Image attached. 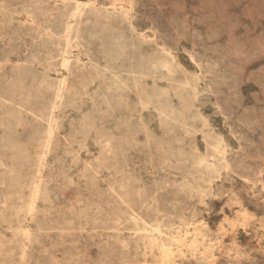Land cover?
<instances>
[{
    "label": "rangeland",
    "instance_id": "rangeland-1",
    "mask_svg": "<svg viewBox=\"0 0 264 264\" xmlns=\"http://www.w3.org/2000/svg\"><path fill=\"white\" fill-rule=\"evenodd\" d=\"M0 264H264V0H0Z\"/></svg>",
    "mask_w": 264,
    "mask_h": 264
},
{
    "label": "bare ground",
    "instance_id": "bare-ground-1",
    "mask_svg": "<svg viewBox=\"0 0 264 264\" xmlns=\"http://www.w3.org/2000/svg\"><path fill=\"white\" fill-rule=\"evenodd\" d=\"M66 2L68 4H75L77 2V0H66ZM68 35H70V33H68ZM74 37H77V33H74L73 35ZM173 65H174V60L172 58H165V57H161V58H150L148 60H146L145 62H138L137 65L132 68V70H130V73L133 74V77L132 79L134 80V83H137L138 81V77L140 76L141 78V75L145 76L147 74H150L152 73L153 71L155 72H158L160 75H163L164 73H171L173 72ZM111 70V69H110ZM108 71V70H107ZM111 73V72H110ZM157 73V74H158ZM152 76V75H151ZM148 77V76H147ZM153 77V76H152ZM156 77V76H155ZM143 79V78H141ZM139 79V81L141 80ZM117 80V79H116ZM118 81V80H117ZM118 83V82H117ZM120 83V82H119ZM126 84L127 85V80L124 79L122 83L120 84ZM114 84V83H113ZM112 85V83L110 81H106L105 82V86L106 88H110V86ZM84 84L81 85V87L79 86L78 88L74 89L71 93L74 94V95H78L79 93H82V90L84 88ZM113 86V85H112ZM68 89H69V84L68 82L66 81H61L59 82L58 86H57V97H62L64 95V93H67L68 92ZM196 86L193 85L192 83H190V81H185L184 82V85H183V88L182 90L178 91L177 93V96L180 97L183 101H187L188 100V97L191 96V95H195L196 94ZM167 94L165 93V91H161L159 90L156 94H155V97L156 99H158L159 97H163V98H166ZM154 100H151V102H153ZM167 102L168 100L164 99L163 103L162 104H165V107H167ZM161 103V102H160ZM160 104L159 108L162 110V107H164V105ZM172 111V110H171ZM170 111V113H172ZM171 115V114H169ZM51 133H52V129L50 128L48 131H47V137H50L51 136ZM217 138V137H216ZM215 139V138H214ZM219 138H217L216 141H211L213 142L212 143V151L214 153V155H220L222 154V147H221V142L218 141ZM220 140V139H219ZM210 144V143H209ZM223 146V145H222ZM208 152V151H207ZM210 152V151H209ZM211 154V153H210ZM207 156V154H206ZM213 156V154H212ZM226 158V156H225ZM213 160V159H212ZM211 160V162H212ZM217 160V159H216ZM226 160V159H225ZM199 162H206V159L205 158H199L198 159ZM209 162V160H208ZM215 162V161H214ZM224 162V161H223ZM222 162V163H223ZM225 163V162H224ZM208 164V163H207ZM217 164H221L220 162L217 163ZM206 165V164H205ZM209 165V164H208ZM217 166V165H216ZM212 167V166H211ZM218 167V166H217ZM209 168V167H208ZM207 168V169H208ZM210 169V168H209ZM136 224H139V220L138 221H135ZM143 223V222H141ZM154 227V226H153ZM156 231H159L158 227H155ZM175 234H173L174 236ZM178 235V234H176ZM171 237V236H170ZM182 237V236H180ZM171 239V238H170ZM172 240V239H171ZM177 240V239H176ZM180 240V239H178ZM155 242V241H154ZM171 242V241H170ZM179 242V241H178ZM167 243L169 242H166L165 245H167ZM219 243V242H218ZM154 244V243H153ZM160 244V243H159ZM151 245V244H150ZM156 245V244H155ZM160 246V249H161V253H162V258H161V261H164V260H168L169 258V254H168V251L166 250V248H164V246L161 244V245H158ZM190 246L192 247H195L196 246V243H193V244H190ZM167 247V246H166ZM168 248V247H167ZM159 254V253H158Z\"/></svg>",
    "mask_w": 264,
    "mask_h": 264
}]
</instances>
